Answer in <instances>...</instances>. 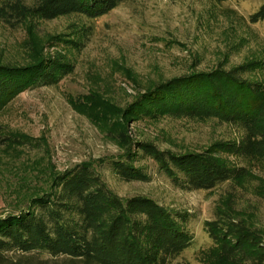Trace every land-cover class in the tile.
Returning <instances> with one entry per match:
<instances>
[{"label":"trees","instance_id":"16d2710c","mask_svg":"<svg viewBox=\"0 0 264 264\" xmlns=\"http://www.w3.org/2000/svg\"><path fill=\"white\" fill-rule=\"evenodd\" d=\"M124 1L0 0V19L11 27H32L70 15L96 19ZM250 21H264V3ZM49 42L50 48L79 43L63 34ZM33 51L26 64L0 62V113L22 92L58 84L74 71L65 48L49 55ZM259 71L264 74L263 59L191 70L153 84L126 107L96 93L80 107L117 140L121 153L109 162L118 178L149 181V174L136 163L144 157L181 189L209 191L223 184L244 189L253 180L252 168L264 161V78L247 76ZM162 117L213 119L236 127L241 136L185 152L132 137L133 122ZM6 141L22 143L3 134L0 125V142ZM50 187L32 198L27 209L0 218V264H171L193 244L188 211L167 208L147 195L120 196L92 162L56 175ZM234 195L228 191L214 218L205 222L213 244L201 251L203 261L264 264V227L238 213Z\"/></svg>","mask_w":264,"mask_h":264},{"label":"rangeland","instance_id":"374dc122","mask_svg":"<svg viewBox=\"0 0 264 264\" xmlns=\"http://www.w3.org/2000/svg\"><path fill=\"white\" fill-rule=\"evenodd\" d=\"M263 3L125 0L96 19L70 15L32 27H11L0 19V62L26 64L34 48L45 55L65 48L74 64V71L58 84L28 89L0 113L3 134L22 142H0V218L27 209L32 198L50 190L56 175L88 161L120 196L147 195L191 214L193 244L171 264H205L201 251L213 244L205 222L214 218L230 190L238 213L263 228L264 161L252 168L253 180L244 189L228 184L209 191L181 189L144 157L136 163L150 180L125 181L109 162L121 153L117 140L81 110L92 93L126 107L153 84L191 70L264 60V21H250ZM61 34L79 43L50 48V38ZM248 75L264 78L260 71ZM131 135L178 152L202 151L216 141L241 136L236 127L217 120L173 117L135 121Z\"/></svg>","mask_w":264,"mask_h":264}]
</instances>
